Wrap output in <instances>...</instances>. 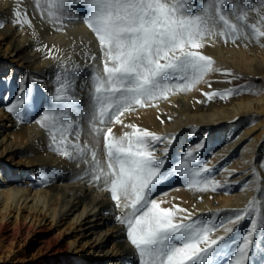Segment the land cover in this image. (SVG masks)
Returning <instances> with one entry per match:
<instances>
[{
    "label": "bare ground",
    "instance_id": "obj_1",
    "mask_svg": "<svg viewBox=\"0 0 264 264\" xmlns=\"http://www.w3.org/2000/svg\"><path fill=\"white\" fill-rule=\"evenodd\" d=\"M194 2V15L215 20L192 49L212 61L211 70L199 80L188 70L163 96L120 107V123L111 118L114 109L101 123L95 78H104L105 56L84 23L88 6L71 0L62 10L59 0H0V264H34L35 252L23 254L33 244L44 254L39 264H139L128 237L129 201L117 206L110 183L95 179L108 171L104 136L126 146L125 134L135 130L162 138L150 148L164 161L151 198L161 208L185 210L176 218L190 214L191 222L210 226L209 239L226 238L215 264H231L233 249L257 220L246 264H264V77L251 94L240 95L233 76L234 70L264 73V36L258 35L264 0H206L207 13L202 0ZM217 8L237 32L219 21ZM14 92L26 100L15 114L2 107ZM57 94L73 99L55 102ZM63 106L67 116L60 115ZM45 111L55 123H37ZM33 173L39 178L31 180ZM237 213L244 219L233 223ZM229 227L234 231L226 233Z\"/></svg>",
    "mask_w": 264,
    "mask_h": 264
},
{
    "label": "snow or ice",
    "instance_id": "obj_2",
    "mask_svg": "<svg viewBox=\"0 0 264 264\" xmlns=\"http://www.w3.org/2000/svg\"><path fill=\"white\" fill-rule=\"evenodd\" d=\"M80 2L89 8V15L84 23L95 33L105 56L104 78H95V100L99 104L98 116L101 123L109 109H114L111 118L120 123L115 115L120 112V107L127 106L124 107V111H127L133 104L143 106L145 102L163 96L173 87L170 82L177 76L186 78L188 70L196 74L197 80L211 70L212 61L192 49L201 46L199 41L212 32L208 21L213 20L215 23V20L211 16L194 15V0L191 7L187 0H174L171 3L168 0ZM70 3L71 0H59L62 10ZM204 3L206 0H202L201 7L207 13ZM19 15L17 12L16 16ZM217 15L226 28L232 32L238 31L236 25L230 24L226 16L220 14L219 8ZM237 19H244V16L240 15ZM258 35L264 36V31L258 32ZM69 85L70 81L65 83L64 88ZM174 86L185 90L183 85ZM72 99L69 95L55 96V102ZM25 103L22 96L8 111H14ZM60 115H68L67 106H63ZM49 120L55 123L56 117L45 111L37 123L43 125ZM72 127V124L67 126L68 130ZM111 132L112 129L109 128L108 133ZM79 135L76 132L77 139ZM125 138L126 146L123 139L109 143L108 136H104L108 171L101 170L95 179L99 180L103 176L105 182L110 183L111 197L117 202V206H120L122 198L129 201L124 205L132 209L127 220L128 237L141 257L139 264H215L226 238L209 239V232L212 231L210 226L191 222L190 214L176 218L178 212L185 210L177 209L174 212L161 208L160 203L151 198L153 187L163 176L164 161L157 159L150 148L152 143L161 141L162 138L140 130L126 133ZM171 142L170 140L169 143ZM76 147L79 149V145ZM63 154L68 155L67 152ZM80 155L82 153L77 151V156ZM92 155L95 159L96 154L93 152ZM96 167L100 168L99 161L96 162ZM206 170L199 169L193 174L199 175ZM244 211L247 213L248 209ZM242 219L244 216L237 213L232 222ZM257 223L255 219L251 221V228L243 236V242L233 249L231 264H246L248 261ZM261 224L264 226V220ZM225 231L231 233L234 230L229 227Z\"/></svg>",
    "mask_w": 264,
    "mask_h": 264
},
{
    "label": "rangeland",
    "instance_id": "obj_3",
    "mask_svg": "<svg viewBox=\"0 0 264 264\" xmlns=\"http://www.w3.org/2000/svg\"><path fill=\"white\" fill-rule=\"evenodd\" d=\"M0 74H2L1 72H0ZM233 76H236L237 78H239V80L237 81V86H236V88L237 89H241V91H240V95H243V94H251V91H250V89L249 88H251V87H256V86H258V81H260V79L261 78H263L264 77V73L263 72H261V73H259L258 75H252V74H246V73H244V72H237V71H233ZM20 96H19V94L17 93V92H14L11 96H10V98L9 99H6V100H4L3 101V103H2V107H3V110H5V111H7L8 112V108H10L13 104H15L16 102H17V100H18V98H19ZM13 114H15V110L14 111H11ZM14 130V129H13ZM211 140L212 139H209L208 140V144H210L211 143ZM31 180H34V179H36V178H39V176L37 175V174H35V173H33L31 176H28ZM27 178V177H26ZM71 237V236H70ZM29 240L31 239L30 237L28 238ZM29 244V242L27 243V245ZM29 246V245H28ZM31 248V249H30ZM30 248H24V252H23V254H26V253H28V252H30V255H32V253H36L35 254V257H34V264H39V261L41 260V258L44 256V254H40L38 251H37V249H36V244H33V245H31V247ZM37 251V252H36ZM19 257L20 258H22L21 256H15L14 258H13V261L15 260V261H18L19 260ZM44 258V257H43ZM42 258V259H43ZM30 260H31V257H30Z\"/></svg>",
    "mask_w": 264,
    "mask_h": 264
}]
</instances>
